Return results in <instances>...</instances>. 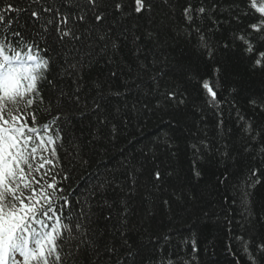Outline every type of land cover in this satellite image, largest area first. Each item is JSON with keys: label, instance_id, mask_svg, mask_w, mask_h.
<instances>
[{"label": "trees", "instance_id": "obj_1", "mask_svg": "<svg viewBox=\"0 0 264 264\" xmlns=\"http://www.w3.org/2000/svg\"><path fill=\"white\" fill-rule=\"evenodd\" d=\"M12 2L18 7H26L28 0ZM48 2L59 7L62 0ZM121 2L125 5L127 15L122 16L109 8L108 19L100 25L104 31H110L119 48L113 52L109 46L107 56L97 54L83 68L81 83L84 88L80 110L70 113L73 118L65 125L66 138L59 150L62 175L69 177L62 184L72 205L66 212L76 215L81 205L90 201L95 213L92 217V235L96 241L94 248L82 250L68 258L67 264H124L128 246L133 250L142 245L150 248L165 234L171 242L165 245L161 239L160 244L156 245V256H164L166 260L171 258L174 264H248L242 243L236 238L243 237L244 240L253 241L264 238V134L257 136L255 141H246L238 115L254 121L257 130L264 129V113L250 103L255 101L264 105V67L255 66L254 63L259 52H264V44L258 45L259 52L248 54L242 47L234 46L231 42V30L236 27L235 24H221L220 30L213 32H207L208 28L213 27L210 20L205 19L202 25L210 43L223 45L228 42L230 48L223 57L227 60L229 71L220 75L217 89L219 111L227 133L226 139L221 140L216 128L217 110L208 108L204 103L203 92L195 86L199 77L216 80L213 74L216 65L202 54L199 36L183 21L181 8L186 5L187 0H179L170 15L169 10L162 7L160 0H150L155 5L151 19L148 14L139 16L134 12V0ZM191 2L196 7L201 2L210 7L213 0ZM214 2L219 5L215 15L226 21L231 0ZM220 9L224 11L221 12ZM12 15L15 16L16 13ZM26 19L27 14L21 17V23ZM161 21L164 22L163 27ZM248 22L246 20L245 24ZM153 28L159 30V40L147 38V32ZM62 52L59 44L53 45L54 60L57 55L61 58L54 64L50 79L60 70L59 66L63 63ZM110 70L117 72L115 78H110ZM182 71L192 77L191 84L185 85L181 81ZM72 79L65 77L58 83L71 91L74 87ZM98 80L104 82L105 96L100 111L92 113V100L97 96L93 84ZM185 86L187 104L173 119V110L163 103L161 94L169 88ZM44 89L47 101L48 86L45 85ZM110 90L118 91L121 95H107ZM84 100L87 102V109L84 107ZM197 108L202 111H196ZM81 112L86 114L82 116ZM97 118L106 120L107 123L99 124ZM40 119L47 122L51 117L41 111ZM113 125L117 129L115 136L111 134ZM165 133L173 136L179 145L176 158H169L157 147ZM204 138L211 143L212 152H206L202 161L204 175L195 186L198 199L194 205L190 204L186 208L173 202L172 210L169 211L160 201L169 198L172 186L179 182L167 177L166 172L174 169L181 177L187 176L192 157L189 144ZM81 142L83 150L77 155L74 146ZM225 143L231 150V155L226 160L216 154L217 148L223 151L222 145ZM245 147L247 151L244 150ZM153 148L157 152L156 163L164 162L162 168L165 170V179L161 191L167 189L163 196L152 190L154 202L145 199L151 190L149 171L152 164L151 158L147 162L144 160L142 152ZM125 161L137 168L143 164V170L136 173L137 190L129 198L130 212L126 222H122L117 215L119 200L125 194L119 190L114 192L111 188L107 190V199L115 203L111 209L113 218L106 222L104 216L109 214V209L101 210L97 206L100 198H93L92 191L94 186L106 177L110 178L113 173L123 183L127 179L122 175L126 171L121 166ZM252 168L257 169L260 183L254 189L251 202L245 207L239 185ZM225 169L228 170L229 177L226 184L221 185L217 177ZM120 232L125 233L127 245L123 244ZM193 241L197 249L195 252L192 250ZM112 248H115L114 253L108 251Z\"/></svg>", "mask_w": 264, "mask_h": 264}, {"label": "snow or ice", "instance_id": "obj_2", "mask_svg": "<svg viewBox=\"0 0 264 264\" xmlns=\"http://www.w3.org/2000/svg\"><path fill=\"white\" fill-rule=\"evenodd\" d=\"M160 3L169 10L170 15L179 0H175V3L173 0H160ZM109 8L122 16L127 15L121 0H62L59 7L53 6L48 0H28L26 7L16 6L12 0H0V264H67L68 258L95 246L92 235V217L95 213L91 202L85 201L76 215L66 212L72 205L62 184L69 177L62 175L59 150L66 138L65 125L73 118L70 113L80 110L84 88L81 83L83 68L93 56H107L109 46L113 52L119 48L110 31L106 32L100 27L108 19ZM154 8L150 0H134L133 10L139 16L148 14L151 19ZM218 9L219 5L214 0L210 7L203 2L196 7L191 0H187L181 8V15L187 27L199 36L202 54L216 65L213 68L216 80L199 77L195 86L203 92L204 103L208 108L217 110L216 128L219 138L224 140L227 133L219 111L217 89L220 75L229 71L227 60L223 57L230 48L228 42L223 45L210 43L202 25L205 19L210 20L213 27L208 28L207 32H213L219 31L221 24H235L236 27L231 30L232 44L239 45L248 54L259 52L258 45L264 44V0H231L226 21L215 15ZM13 13L16 15L13 16ZM25 14L28 19L21 23V17ZM246 20L249 22L245 24ZM163 24L161 21V27ZM147 38L159 40V30L150 29ZM55 44L63 49V63L57 75L50 79L54 64L61 58L60 55L55 60L53 58ZM254 63L255 66L264 67V52H259ZM109 76L115 78L117 72L110 70ZM65 77L73 78L74 87L71 91L58 83ZM181 81L185 85L193 82L192 77L184 71L181 72ZM103 83L98 80L93 84L97 96L92 100V113L101 109L105 96ZM45 85L49 91L47 101L43 94ZM107 95L119 97L121 93L110 90ZM161 95L163 103L173 110L175 119L187 104V87L169 88ZM250 103L264 113V105L255 101ZM84 107H88L86 100ZM41 111L46 112L51 119L42 122ZM196 111L202 110L197 108ZM85 114L81 112L82 116ZM238 120L241 121L242 135L246 141H255L257 136L264 134V129L257 130L254 121L246 120L242 115H238ZM97 122L102 125L107 123L100 118H97ZM116 132L113 125L111 134L115 136ZM157 147L169 158H176L179 154V145L168 133L159 140ZM189 148L192 157L188 175L181 177L174 169L166 172L167 177L179 182L172 186L169 198L160 201L169 211L172 210L173 202L186 208L190 204L194 205L198 199L195 186L203 178L202 161L206 152H212V147L204 138L190 143ZM222 148L223 151L217 148L216 154L226 160L231 150L227 143ZM74 150L79 155L83 150L82 142L75 145ZM244 150L247 151V147ZM142 152L144 160L147 162L151 158L152 164L149 171L151 190L145 199L154 202L152 190L159 196L167 192V189L161 191L165 179V170L162 168L164 162L156 163L158 157L155 148ZM121 166L126 169L122 175L127 179L123 183L113 173L110 178L106 177L94 186L92 191L93 198H100L97 206L101 210L109 209V214L104 216L106 222L113 218L111 209L115 203L107 199V190L111 188L114 192L119 190L125 194L119 200L117 215L122 222H126L130 212L129 198L137 190L136 173L143 170V164L137 168L129 161ZM228 177V170L225 169L217 181L224 185ZM259 183L257 169H250V174L239 185L245 207L251 202ZM120 237L123 244L127 245L124 232H120ZM161 239L165 245L171 242L165 234L156 240V245L160 244ZM236 239L242 243L248 264H264V238L254 241L244 240L243 237ZM192 244L195 252V241ZM156 245L150 248L142 245L135 250L128 246L124 264H174L171 258L166 260L164 256H156ZM108 251L114 253L115 248Z\"/></svg>", "mask_w": 264, "mask_h": 264}]
</instances>
